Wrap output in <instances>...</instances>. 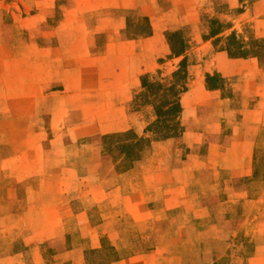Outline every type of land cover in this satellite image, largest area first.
Returning <instances> with one entry per match:
<instances>
[{"label":"crops","instance_id":"1","mask_svg":"<svg viewBox=\"0 0 264 264\" xmlns=\"http://www.w3.org/2000/svg\"><path fill=\"white\" fill-rule=\"evenodd\" d=\"M56 1L0 0V264H264V65L205 38L209 0ZM244 25L264 39V0ZM183 58V130L159 140L141 78ZM112 135L150 142L125 165Z\"/></svg>","mask_w":264,"mask_h":264},{"label":"trees","instance_id":"2","mask_svg":"<svg viewBox=\"0 0 264 264\" xmlns=\"http://www.w3.org/2000/svg\"><path fill=\"white\" fill-rule=\"evenodd\" d=\"M231 28V24L219 22L215 19L210 21V31L209 35L206 38H215L213 40V46L217 43L222 42L220 48L226 51L227 55L230 58H248L253 57L258 60H261L264 57V39H250V45L246 46L244 39L232 31L227 36H223V33ZM179 32L171 33L168 37V44L170 46L171 54L177 58L182 56L188 45L184 38L179 37ZM149 76H143L141 78L142 92L138 96L139 98L149 95L159 97L158 103H153L150 101L142 102L143 104H148L153 107L156 121L148 126V131L154 134L159 140L165 139L168 137H177L182 133V127L180 126L177 118L180 114L181 107L179 104V96L186 89L187 83V59L183 58L180 60L178 68L173 72L171 76V82L169 84H164L160 81H151L148 79ZM206 87L218 88L221 87L219 84L221 81L217 76H206L205 79ZM166 117H172L171 126L165 125L167 120ZM160 127V131H167L160 135H156L155 129ZM155 132V133H154ZM109 137H120L119 135L107 136ZM150 140L148 139H139V140H123L120 147V152L124 154L126 163L128 164L134 162L139 158L140 153L143 148L148 145ZM125 163V161H124ZM126 165V164H125Z\"/></svg>","mask_w":264,"mask_h":264},{"label":"rangeland","instance_id":"3","mask_svg":"<svg viewBox=\"0 0 264 264\" xmlns=\"http://www.w3.org/2000/svg\"><path fill=\"white\" fill-rule=\"evenodd\" d=\"M64 0H57L56 3L59 5L60 3H63ZM253 0H238V3H239V6L237 8H234V9H229L228 5L224 2H221L219 0H209V1H206V2H202V1H198V13H199V17L200 18H203L204 21L207 23L208 25V28H209V31H210V21L212 19H215L219 22H223V23H229L231 24V28L227 31H225L224 33H227L226 35H223V36H227L229 33H231L232 31L236 32V34L240 37H242L244 39V42L246 43V46H251L250 45V39H257L254 37L251 29L249 28L248 25H244L240 31L236 30V29H232L233 28V25H234V20L236 18V16L238 14H240L243 10V7H244V3H250L252 2ZM210 2V4L208 3ZM206 3V4H205ZM211 8V9H209ZM134 23V22H133ZM132 23V24H133ZM138 27H140L141 29L146 27V24L145 23H142L141 24H136V26L134 25L132 27V29H137ZM176 32H179V37H187L189 34H190V30L189 28H183L182 30H178ZM171 33H174V32H166V39L168 41V37ZM223 33V34H224ZM208 35H209V32H208ZM205 36L206 37H208ZM258 40H263V39H258ZM222 45V42L220 43H217L214 47H220ZM260 61V64L264 65V57H262ZM179 62L180 60L177 62V65L176 67H173V66H169L167 67V70L166 69H160V70H157L154 74H151V75H146V76H149L148 79H150L151 81H160L164 84H169L172 80H171V76L173 74V72H175L178 68V65H179ZM187 64H188V61H187ZM175 66V65H174ZM169 71V72H167ZM220 85H224L225 82L222 81L219 83ZM140 95V94H139ZM138 95V96H139ZM145 101H152L153 103H158V100H159V97L155 96H151V98L149 97V95H146L145 97H142V98H137V102L142 104V102ZM171 118L172 117H166L165 120H167V122H165L167 126H171L174 121H175V118L174 121L172 122L171 121ZM180 124V123H179ZM181 126V125H180ZM182 127V126H181ZM147 131H148V128H147ZM156 131V135H160V134H163V133H167V131H163L161 130L160 131V127H158L157 129H155ZM150 132V131H148ZM155 133V132H154ZM154 135V134H153ZM120 137H109V138H105L103 139L102 141V147L104 148V152L108 155H110L112 157V159L114 160V162H117L118 159H120L122 153L120 152V147H121V143L122 141L126 138L121 135H119ZM155 136V135H154ZM131 140H134L133 136L131 138ZM149 140V139H148ZM262 165L264 166V156H263V159H262ZM124 163V161H123ZM122 164V163H120ZM120 164H118L119 166H121ZM125 164H126V161H125Z\"/></svg>","mask_w":264,"mask_h":264}]
</instances>
